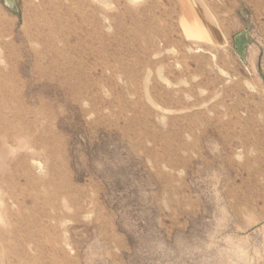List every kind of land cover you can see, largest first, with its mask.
<instances>
[{
  "label": "rangeland",
  "instance_id": "obj_1",
  "mask_svg": "<svg viewBox=\"0 0 264 264\" xmlns=\"http://www.w3.org/2000/svg\"><path fill=\"white\" fill-rule=\"evenodd\" d=\"M196 3L0 0V264H264V0Z\"/></svg>",
  "mask_w": 264,
  "mask_h": 264
},
{
  "label": "bare ground",
  "instance_id": "obj_2",
  "mask_svg": "<svg viewBox=\"0 0 264 264\" xmlns=\"http://www.w3.org/2000/svg\"><path fill=\"white\" fill-rule=\"evenodd\" d=\"M196 1H191L192 6L186 0V3L184 0H181L184 10L183 31L192 40H201L213 45L222 46L224 33L227 32L225 26L215 16H208Z\"/></svg>",
  "mask_w": 264,
  "mask_h": 264
}]
</instances>
